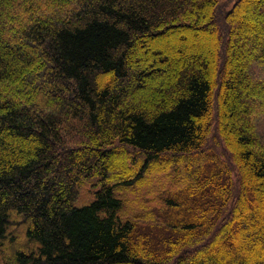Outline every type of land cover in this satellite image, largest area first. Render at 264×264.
I'll list each match as a JSON object with an SVG mask.
<instances>
[{"label":"trees","instance_id":"16d2710c","mask_svg":"<svg viewBox=\"0 0 264 264\" xmlns=\"http://www.w3.org/2000/svg\"><path fill=\"white\" fill-rule=\"evenodd\" d=\"M227 1L0 0V264H264V0Z\"/></svg>","mask_w":264,"mask_h":264},{"label":"rangeland","instance_id":"374dc122","mask_svg":"<svg viewBox=\"0 0 264 264\" xmlns=\"http://www.w3.org/2000/svg\"><path fill=\"white\" fill-rule=\"evenodd\" d=\"M232 2H233V0H228L226 2L225 8L228 9L232 5ZM252 7H253L252 8V16H253V12L255 10H257L258 8L260 9L261 7H259V6H256L255 8H254V6H252ZM262 12L263 13L261 14V16H264V10ZM244 22L245 21L242 20L241 18L238 19V23L239 24L244 23ZM251 32H254V30L251 29ZM251 34H253V33H251ZM248 37L251 38L252 35H250ZM238 41H239L240 44H244V46H245V42H246V39L245 38H241ZM244 46L242 45V49L243 50H246V52L249 54V56H248V54H245V56H244V60L246 61V64H247V70L245 72V75L247 77L246 80L248 81L249 85L250 84L252 85V84H255V81H254L255 76H254L253 71H252V69L250 67V61H251L250 60V56L255 51L252 50V49H250V47H247V46L244 47ZM263 84H264V82H263ZM261 112L262 111L260 109H258L257 112L250 117L251 118L250 119V122L252 123L253 131L255 133H257V134L260 133V132H264V115ZM216 152L218 153V155H217L218 158L221 159V161H222L223 160V150L222 149L216 150ZM194 159L195 160L188 161L184 165L182 163L178 167H176V170L174 171V175L176 177H178V176H181V175H188V174H190L189 169H191V168L193 169V167L194 168L196 167V164H194L195 161L196 162L199 161L198 163L200 164L199 167H198V170H197V173L199 175H203V174H206V173L208 174L212 170L216 171L217 169H220L219 164H217L216 161H214V160H206V162H204V161H200L199 158H194ZM223 175H225V174L224 173H220L219 181L224 183ZM168 180L170 181L169 186H168V190L176 191L178 189V186L176 184L171 183L170 178H168ZM175 182H177V181L175 180ZM203 192H204V194L203 195H200L197 198H195V201H209V202L212 201V200L213 201H216V199L209 198L210 193H211L210 190H209V188L205 189ZM154 210L161 217H165V216L175 217L174 216L175 214H179L181 216L184 213L182 208L180 210L178 208H172V209L168 208V210L166 212L161 211L158 207H156ZM146 230H148V229H146ZM155 230H159V229H155ZM148 231H152V230H148Z\"/></svg>","mask_w":264,"mask_h":264}]
</instances>
